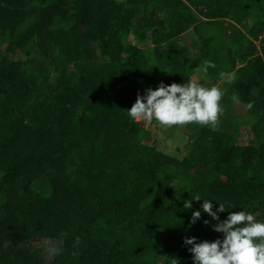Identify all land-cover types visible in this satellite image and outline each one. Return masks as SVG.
I'll list each match as a JSON object with an SVG mask.
<instances>
[{"label":"trees","instance_id":"trees-1","mask_svg":"<svg viewBox=\"0 0 264 264\" xmlns=\"http://www.w3.org/2000/svg\"><path fill=\"white\" fill-rule=\"evenodd\" d=\"M205 60L225 115L166 153L126 112ZM196 195L264 222V0H0V264H193L184 238L223 240Z\"/></svg>","mask_w":264,"mask_h":264},{"label":"clouds","instance_id":"clouds-1","mask_svg":"<svg viewBox=\"0 0 264 264\" xmlns=\"http://www.w3.org/2000/svg\"><path fill=\"white\" fill-rule=\"evenodd\" d=\"M227 25V24H226ZM260 43V42H255ZM259 46V45H258ZM257 47V46H256ZM216 64L211 60H205L194 71L199 74L187 80L186 83L164 85L160 83L155 90H145V95L137 94L135 103L126 112L135 122H155L166 128L186 127L196 125L217 130L221 123V117L225 115L223 98L228 94V89L221 84L210 86L202 83L208 78V70L215 68ZM219 80L231 85L237 79L236 73L221 71ZM234 104H240L238 94L230 95ZM254 102H249L246 107L251 109ZM203 201L202 212L214 221H219L213 226V231L223 234V240L197 242L195 237L184 238V244L190 245L188 251L192 255L193 264H264V222L256 219V216L246 210L228 211L225 203L217 204L213 211V201L201 199L199 195L184 202V208L190 209L192 202ZM235 208V205H229ZM228 211L226 220L220 221L218 213ZM201 218V211H193L189 226L195 224ZM209 221L205 220L204 225ZM43 250L49 258H55L63 252V241L45 238ZM80 243L79 237L76 244ZM10 244L7 241L5 247ZM172 264H179L176 258Z\"/></svg>","mask_w":264,"mask_h":264},{"label":"rangeland","instance_id":"rangeland-1","mask_svg":"<svg viewBox=\"0 0 264 264\" xmlns=\"http://www.w3.org/2000/svg\"><path fill=\"white\" fill-rule=\"evenodd\" d=\"M129 41H133V39H129ZM257 49L259 50V47L257 44ZM226 67H224L225 69ZM227 70V69H226ZM193 77H197L196 73H190L189 74V78H193ZM217 83H221L220 80H218L216 82ZM235 110L238 114H245V107L244 105H240V104H235ZM150 131V135H151V140H154L156 142V144L162 149V151L169 153V154H175V148L176 146H178V139L175 137V135H169L167 136L168 132L170 134L171 131L170 128H166L164 126H161L159 124H153L145 122L144 123V131ZM143 131V130H142ZM141 130L138 132L139 135H142L144 133V131L142 132ZM175 133L177 131H174ZM251 137V135L249 134V132L247 130H243L239 137L236 140V144L237 145H244L247 143L248 139ZM182 144V143H181Z\"/></svg>","mask_w":264,"mask_h":264},{"label":"crops","instance_id":"crops-1","mask_svg":"<svg viewBox=\"0 0 264 264\" xmlns=\"http://www.w3.org/2000/svg\"><path fill=\"white\" fill-rule=\"evenodd\" d=\"M257 45H259V43H256Z\"/></svg>","mask_w":264,"mask_h":264}]
</instances>
